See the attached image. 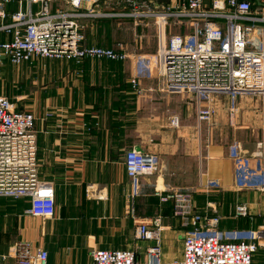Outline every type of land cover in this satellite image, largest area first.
I'll use <instances>...</instances> for the list:
<instances>
[{"label": "crops", "instance_id": "crops-1", "mask_svg": "<svg viewBox=\"0 0 264 264\" xmlns=\"http://www.w3.org/2000/svg\"><path fill=\"white\" fill-rule=\"evenodd\" d=\"M112 20L96 22L87 43L105 46L102 30ZM135 36L147 37L138 31ZM156 48L146 51L137 43L128 48L125 61L6 64L0 93L12 100L23 96L19 106L37 117L39 171L55 181L56 212L53 218L32 216L26 213L28 199L1 198L0 264H17L11 249L20 241L47 250L48 264H92L96 248L135 249L144 259L153 241L138 240L137 226L156 215L163 217V261L181 260L184 229L173 216L172 203L162 202L157 192L191 193L201 213L220 217L221 231L264 225V190L257 189V179L251 182L254 187L240 188L234 165L237 154L254 152L258 143L255 134L251 142L244 139L248 126L240 115L258 110L239 106L232 119L221 96L219 112L199 125L193 99L166 91L157 77L142 78V93L135 92L130 80L136 58L151 56ZM175 116L178 126L171 122ZM132 148L158 158L156 172L139 177L135 185L124 163ZM238 204H246L250 215L236 216ZM256 256L264 264V251Z\"/></svg>", "mask_w": 264, "mask_h": 264}, {"label": "built area", "instance_id": "built-area-1", "mask_svg": "<svg viewBox=\"0 0 264 264\" xmlns=\"http://www.w3.org/2000/svg\"><path fill=\"white\" fill-rule=\"evenodd\" d=\"M131 20L134 26H153L156 52L140 55L130 82L142 93L140 80L157 77L170 93L189 95L195 102L199 125L219 112L216 100L247 95L264 98V0H0V81L7 63L20 66L36 60L82 63L87 59L125 61L127 48L90 45L87 30L108 19ZM0 93V199H28L26 213L44 219L56 212L55 181L39 171L36 115ZM233 119L239 112L231 105ZM174 126L179 118H172ZM128 177L156 172L155 154L129 149L125 155ZM234 165L238 186L264 190V138L250 154H237ZM171 202L173 216L185 235L183 256L164 262L161 235L163 217L154 216L137 226L138 240L153 241L139 259L135 249L92 251V264H254L264 251V225L257 230L221 231L220 217L201 213L189 192H157ZM236 216H249L238 204ZM17 264H48V251L17 242L11 249Z\"/></svg>", "mask_w": 264, "mask_h": 264}, {"label": "rangeland", "instance_id": "rangeland-1", "mask_svg": "<svg viewBox=\"0 0 264 264\" xmlns=\"http://www.w3.org/2000/svg\"><path fill=\"white\" fill-rule=\"evenodd\" d=\"M106 26L107 29L102 30L103 32L102 37L104 38V40L107 41L106 43H103L105 46L116 47L118 44H122L124 47L127 48V50L128 48L130 50L131 48L136 47L137 43L139 44L140 42H142L143 50L146 51L153 50L157 46V39L154 35V31H155L154 27L144 26V27L136 28L132 24L118 19H113L111 22H106ZM89 29L87 30V33ZM136 31H138V33H145L147 37L140 40L139 37L135 36ZM222 98H223L222 102L224 104H227L228 106L237 105L238 107L239 106L247 107V109L245 110H251V108L253 110L255 109L258 110L256 113H253V115L252 113L249 114L248 112L246 115L241 114L240 121L243 123L245 120L247 124L244 126H248V127H244V131L246 132L244 139H247L248 141L251 142L252 137L255 134V137L258 138V141L262 140L264 137V128L262 123V121H264V101H262L260 97H255L254 99H252V97L247 95L237 96L235 98L224 96ZM257 117H260L258 119L260 123L259 126L257 124ZM253 129H256V133L253 132ZM248 132H250V134ZM257 256H256L255 264L260 263L257 261L258 259Z\"/></svg>", "mask_w": 264, "mask_h": 264}]
</instances>
